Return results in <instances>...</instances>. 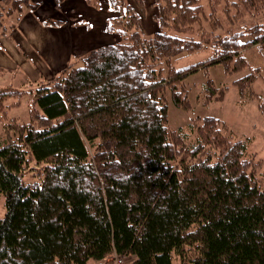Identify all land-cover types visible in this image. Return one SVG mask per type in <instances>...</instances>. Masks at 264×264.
I'll return each instance as SVG.
<instances>
[{"label": "trees", "instance_id": "obj_1", "mask_svg": "<svg viewBox=\"0 0 264 264\" xmlns=\"http://www.w3.org/2000/svg\"><path fill=\"white\" fill-rule=\"evenodd\" d=\"M105 2L113 42L37 88L0 87V264H87L112 254L128 264H264L261 163L223 120L170 128L165 95L187 111L186 75L220 64L240 74L253 46L264 57V24L239 23L263 16L264 0H153L152 33L141 27L151 4ZM39 5L1 0L0 34ZM207 49L203 61L173 64ZM258 76L249 69L232 85L264 116L261 97L250 95ZM226 90L209 79L201 92L221 100ZM26 93L28 119H6L4 102L17 106Z\"/></svg>", "mask_w": 264, "mask_h": 264}, {"label": "rangeland", "instance_id": "obj_2", "mask_svg": "<svg viewBox=\"0 0 264 264\" xmlns=\"http://www.w3.org/2000/svg\"><path fill=\"white\" fill-rule=\"evenodd\" d=\"M131 2L133 3V1ZM45 5L46 2L42 1L43 8H41V14H46L49 12V9H46ZM84 5L87 6L88 10L92 12L100 11L103 8V2H101L100 6L99 0L98 4L95 6L89 5L86 2H84L82 6ZM133 7L135 10L137 9L136 6L133 5ZM151 8L153 9L152 11H154L153 15L156 16V8H153V5H151ZM76 10L78 11L80 9L77 7ZM78 13L80 14V16L73 17H80L81 19H77L74 21H77V23L85 27L88 24H93L90 19L81 16L82 13L80 11H78ZM85 13L91 14V12L87 11ZM91 16L92 15H90V17ZM23 18L24 15L18 17L20 21ZM49 19L51 21L55 20L51 18ZM152 21H154L155 23V17H153ZM251 22L264 24V14L263 16L257 15L252 17L246 15L241 18L239 23L249 24ZM17 23L18 22L14 23L13 26H16ZM79 24L77 26H80ZM88 52L90 51L85 50L84 53L81 55H70L66 67L62 70L69 69L70 67L82 66L81 57H83ZM210 53V49L202 50L192 54H185L180 58L173 59L172 61L175 67L181 68L185 67L186 65H191L196 62L205 60V58L208 57ZM242 55L243 58H245V61L247 62V67L240 74H233L230 76L226 74L225 70L223 69V66L220 64L210 65L206 68H198L196 72L186 75L182 83L184 84V87L188 94V103L190 108L187 111L180 109L177 106H174L172 102V96L170 95L169 91H166V107L169 118L168 126L173 129H176L177 127L183 128L195 119L210 116L215 117L221 121L223 120L232 132V136H230L232 141H234V139L244 141L246 143V148L249 155H251V157H254L253 161H259L261 163L260 167L258 168V175L261 177L264 183V116L260 114L258 110L257 99L253 100V97H248L247 95L242 96L238 92L237 88L232 85V80L234 78L242 76L244 73H247L249 69L258 68L261 77L258 76L257 78H255V81L252 84V92L250 93V95L256 93L261 97V100L259 102H264V57L261 55L260 51L256 46L244 49ZM57 74L58 72L55 75ZM52 79L53 78L48 79L40 76L39 79L31 80V77L17 65V67L13 69H4V71L0 73V87L10 86L14 88H21L23 91H27L29 87H31L32 89L37 88L39 84H45L46 82ZM209 79L214 83L217 88H220L222 86L227 87V90L225 91L226 94H224L221 100H207L206 95L201 92L202 86ZM28 83H30L31 85L27 86ZM15 101L16 99L9 98L4 102L6 119L15 117L21 121H26L28 119L27 113L31 102L30 95L26 93L23 94L20 98H18L17 101H19L20 104L17 106L12 105V103H14ZM4 120L5 119L0 120V135L2 125L1 121ZM192 138L193 135L190 134L189 139ZM3 215V198L0 195V218H2ZM126 261L128 264L127 259Z\"/></svg>", "mask_w": 264, "mask_h": 264}, {"label": "crops", "instance_id": "obj_3", "mask_svg": "<svg viewBox=\"0 0 264 264\" xmlns=\"http://www.w3.org/2000/svg\"><path fill=\"white\" fill-rule=\"evenodd\" d=\"M32 1L39 3V7L34 12L25 11L22 14L24 18L18 20L8 34H0V69L9 70L18 65L31 80L40 76L50 79L66 67L70 55H81L85 50L90 51L114 41V35L105 30V21L111 16L105 0H99L100 6L103 2V8L94 12L88 10L87 6H82L84 0H66L58 8L53 0ZM42 1L46 2V9H49L46 14H41ZM152 1L144 0V3L149 6ZM77 7L82 13L81 16L87 17L93 24L85 27L74 21L81 19L73 17L80 16ZM152 10L151 6L148 7L141 19L146 33L157 30L156 23L152 21ZM86 11L91 14L85 13ZM46 18L60 20L62 25H46L43 23ZM112 256L113 254L104 260L87 264H108Z\"/></svg>", "mask_w": 264, "mask_h": 264}, {"label": "built area", "instance_id": "obj_4", "mask_svg": "<svg viewBox=\"0 0 264 264\" xmlns=\"http://www.w3.org/2000/svg\"><path fill=\"white\" fill-rule=\"evenodd\" d=\"M126 257L115 255L112 257L110 264H127Z\"/></svg>", "mask_w": 264, "mask_h": 264}]
</instances>
